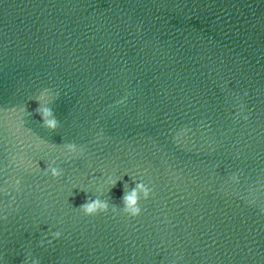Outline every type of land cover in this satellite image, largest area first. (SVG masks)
Listing matches in <instances>:
<instances>
[{
    "label": "water",
    "instance_id": "water-1",
    "mask_svg": "<svg viewBox=\"0 0 264 264\" xmlns=\"http://www.w3.org/2000/svg\"><path fill=\"white\" fill-rule=\"evenodd\" d=\"M109 177V211L85 215ZM132 179L151 190L136 217ZM29 252L264 264V0H0V264Z\"/></svg>",
    "mask_w": 264,
    "mask_h": 264
},
{
    "label": "clouds",
    "instance_id": "clouds-1",
    "mask_svg": "<svg viewBox=\"0 0 264 264\" xmlns=\"http://www.w3.org/2000/svg\"><path fill=\"white\" fill-rule=\"evenodd\" d=\"M50 91V89L41 90L39 96L36 98V100L39 102V106L35 111L40 116L42 125L49 130L55 131L59 127V120L56 118L55 113L51 107L47 106V104H41V101H44L48 98ZM59 95L60 93L57 91L55 93V96L58 97ZM82 153L83 149L80 145H77L75 143H67L64 145L63 154L66 158L76 157L78 155H81ZM47 171L53 177H60L63 175V170L55 165L48 167ZM120 179H122V177H109L103 186L96 189L97 194L89 197L85 203L80 205L79 209H81V211L87 216H93L100 212L109 211L110 203L108 199L103 198L104 193L106 191L107 193H109L110 189L114 187L117 181ZM150 195L151 190L139 181H134V186L132 187H129L126 184L121 203L122 210L132 217L140 215L142 212L140 201L141 199L147 200ZM117 207V205L113 203L111 204V210L113 212L117 210ZM50 237L51 238L47 241L49 245H51L53 241L62 239L64 237V233L61 231H53L50 233ZM40 246H45L44 240L40 241ZM23 264H41V260L38 257L34 256L31 252H29L24 258Z\"/></svg>",
    "mask_w": 264,
    "mask_h": 264
}]
</instances>
